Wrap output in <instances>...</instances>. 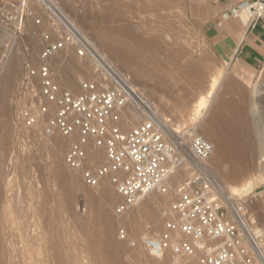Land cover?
Returning <instances> with one entry per match:
<instances>
[{"label":"rangeland","instance_id":"obj_1","mask_svg":"<svg viewBox=\"0 0 264 264\" xmlns=\"http://www.w3.org/2000/svg\"><path fill=\"white\" fill-rule=\"evenodd\" d=\"M60 1L134 83L147 91L171 125L179 122L178 129L195 125L213 142L215 151L208 162L223 188L232 191L230 197L248 202L257 229H264V151L261 136L253 130L258 122L264 132V65L221 56L203 29L205 10L212 1ZM43 29L28 22L17 32L0 11V264H201L196 256L170 253L158 258L130 243L162 230V208L173 194L155 196L118 214L120 199L111 184L90 187L80 172L66 164L68 139L49 135L41 126H26L23 112L35 109V102L34 85L25 80L43 47ZM63 51L75 61L64 69L57 66L66 72L60 79L57 70V78L62 86L79 90L91 70L76 54ZM52 63L58 64L54 59ZM257 85L262 88L259 93ZM199 101L201 108H197ZM216 112L224 121L214 117ZM210 117L220 121L212 123ZM130 119L126 126L136 124L134 116ZM205 122L218 128L213 129L215 136L204 133L201 124ZM218 124L229 126L226 132H232V137L237 131L230 150ZM181 173L179 182L190 170L186 167ZM130 213L136 217L135 227L125 220ZM122 228L128 239H121Z\"/></svg>","mask_w":264,"mask_h":264},{"label":"built area","instance_id":"obj_2","mask_svg":"<svg viewBox=\"0 0 264 264\" xmlns=\"http://www.w3.org/2000/svg\"><path fill=\"white\" fill-rule=\"evenodd\" d=\"M225 15L245 13L248 30L264 22V0H221ZM3 18L17 32L28 22L44 28L43 47L27 71L35 109L23 112L26 126L70 141L66 164L90 187L111 184L120 196L118 214L158 195H171L162 208L158 233L130 240L150 255L198 257L201 264H264V235L248 202L228 198L208 160L213 142L191 125L171 128L147 91L134 83L60 0H0ZM75 53L91 70L79 90L62 86L52 57ZM135 117V125L126 120ZM128 125V124H127ZM190 174L173 187L172 177ZM175 188V192H174ZM122 240L128 239L125 229Z\"/></svg>","mask_w":264,"mask_h":264},{"label":"crops","instance_id":"obj_3","mask_svg":"<svg viewBox=\"0 0 264 264\" xmlns=\"http://www.w3.org/2000/svg\"><path fill=\"white\" fill-rule=\"evenodd\" d=\"M205 10L203 21L206 35L212 38L218 52L227 59L240 58L250 61L256 67L264 65V22L248 30L245 13L242 16L226 14L230 3L211 0Z\"/></svg>","mask_w":264,"mask_h":264},{"label":"bare ground","instance_id":"obj_4","mask_svg":"<svg viewBox=\"0 0 264 264\" xmlns=\"http://www.w3.org/2000/svg\"><path fill=\"white\" fill-rule=\"evenodd\" d=\"M110 42H111V41H110ZM110 42H109V43H110ZM111 45H112V44H111ZM62 52H64V51H63V50H62V51H59V52L56 53V54L52 57V59H51L52 61H53V59H54V60L57 61V63H58L57 65L55 64V68H57V66H58V68H60V69H64L65 66H68V67H69L70 64L73 65L71 60H74V59H73L74 57L71 56V57H73V58H71L70 55H66L68 52H67L65 55H63ZM61 54H62V55H61ZM74 54H75V53H74ZM120 55H123V54H120ZM123 56H124V55H123ZM123 56H122V57H123ZM123 58H125V57H123ZM123 58H122V59H123ZM126 59H128V58H127V55H126ZM129 59H130V58H129ZM74 61H75V60H74ZM80 61H81V60H80ZM55 63H56V62H55ZM78 63H79V62H78ZM82 63H83V62H82ZM71 65H70V66H71ZM79 65H80V64H79ZM75 66H76V65H75ZM80 66H81V65H80ZM72 67H73V66H72ZM72 67H71V68H72ZM77 68H78V66H77ZM75 69H76V68H75ZM57 70H59V69H56V71H57ZM59 71H60V72H59ZM59 71H58L59 73H58V72H56V73H58V75L60 74V75H59V76H60V79L64 78V73H66V72H64V70H59ZM62 71H63L64 73H63ZM58 75H57V76H58ZM59 76H58V77H59ZM58 79H59V78H58ZM60 81H61V80H60ZM60 81H59V82H60ZM61 84H62V83H61ZM257 86H258V85H257ZM257 86H256V88H255V92H256V93H259V92L261 91L262 88H261V86H260V87H259V86L257 87ZM253 91H254V89H253ZM205 94H206V93H205ZM207 96H210V93L207 94ZM204 97H205V96H204ZM207 98H208V97H207ZM203 101H204V100H203ZM202 103H203V102H202ZM202 103H200V101H199V103L196 102V104H197V108H201L202 106H201L200 104H202ZM198 105H199V106H198ZM202 105H203V104H202ZM229 110H230V109H229ZM232 112H233V111H232ZM232 112H231L230 114L233 115ZM234 112H235V111H234ZM214 113H215V112H213L212 115H214ZM222 113H223V112H222ZM226 113H227V112H226ZM216 114H217V116L215 115L214 117H218L219 114H218L217 112H216ZM220 114H221V113H220ZM223 114H224V113H223ZM230 114H229V115H230ZM236 114H237V113H236ZM212 115H210V116H212ZM227 115H228V114H227ZM229 115H228V118H229ZM234 115H235V114H234ZM220 116L222 117V115H219V118L221 119ZM223 116H224V115H223ZM225 116H226V114H225ZM233 117H234V116H233ZM235 117H236V116H235ZM210 118H211L210 122H211L212 120L215 121V118H213V119H212V117H210ZM236 118H237V117H236ZM236 118H235V119H236ZM226 119H227V118H226ZM226 119H225V120H226ZM231 119H232V118H231ZM235 119H234V120H235ZM128 120H129V119H128ZM128 120H126V121H128ZM216 120H217V119H216ZM221 120L224 121L223 118H222ZM214 121H212V123L219 122L220 120H219V121H215V122H214ZM228 121H230V120L228 119ZM255 121H256V120H255ZM207 122L210 123L209 121H207ZM207 122H205L206 125H205L204 123L201 124V128L203 129L204 133L206 132L207 134H209V135L212 136V135L215 133V132H213V131H214L213 129H218V128L211 127V125H210L211 123L209 124V125H210V126H209V125L207 124ZM225 122H226V121H225ZM225 122H224V123H225ZM230 122L233 123L234 121L232 122V120H231ZM220 123H223V122H220ZM254 123H255V122H254ZM215 124H216V123H215ZM236 124H237V122H236ZM244 124H245V123L242 124V125H243L242 128L244 127ZM259 124H260V122H259ZM218 125H219V129H220V131H223V137L225 138L224 141H225V140L227 141L228 145H226V146H227V147L229 146V150H230L231 145L234 144V143L236 142L235 137H236V135H237V131L234 129L235 126H232V127H234V128H233V129H234V132L236 131V132H235L236 135H234L235 137H232V136H231V135H232V134H231L232 132H231V133H230V132H229V133L226 132V131H228L227 127H229V126L226 125L227 127H225V125L223 126V124H222V126H221L220 124H218ZM218 125H217V126H218ZM228 125H230V123H229ZM231 125H232V124H231ZM239 125L241 126V124H239ZM170 126H171V128H172V127H175V130H180V129H178V128L181 127L180 124H179V122L176 123V124L174 123V125H170ZM193 126H195V125H193ZM212 126H213V125H212ZM220 126H221V128H220ZM195 127H196V126H195ZM230 127H231V126H230ZM236 127H237V126H236ZM247 128H248V126H247ZM247 128H245V132H247ZM253 128H254L253 130L261 136V137H260V143H259V145H260L261 149L264 151V132H262L261 127H259V125H258V122L255 123V125L253 126ZM181 129H182V128H181ZM226 129H227V130H226ZM236 129H238V128H236ZM243 129H244V128H243ZM243 129H240V128H239L238 130L241 131V130H243ZM229 130H230V129H229ZM231 131H232V130H231ZM217 132H218V131H217ZM241 132H244V131H241ZM238 134H239V133H238ZM217 135L220 137L219 133H218ZM217 135H216V136H217ZM213 136H215V134H214ZM213 136H212V137H213ZM221 137H222V135H221ZM214 138H218V137H214ZM214 138H213V139H214ZM237 138H238V137H237ZM221 139H222V138H221ZM221 139H218V140H219L218 142H220ZM226 141H225V142H226ZM218 142H217V144H218ZM219 144H220V143H219ZM224 146H225V145H224ZM224 146H223V147H224ZM227 147H226V148H227ZM214 149H215V148H214ZM214 151H215V150H214ZM223 153L225 154V152H223ZM227 153H228V152H227ZM227 153H226V154H227ZM229 153H230V152H229ZM219 154H220V153H219ZM219 154H218V155H219ZM220 155H222V154H220ZM220 155H219V159H220ZM227 156H228V154H227ZM223 157H224V156H223ZM221 159H222V158H221ZM221 159H220V160H221ZM214 160H215V159H214ZM217 162H218V161H217ZM218 163H219V162H218ZM213 168H214V167H213ZM78 172H79V171H78ZM180 174H182L181 171H179L178 173H176V174L173 175V177H172L173 187L177 185V184L175 183V181H176V182H177V181L179 182L178 179H180ZM73 175H74V174H73ZM73 175H71L70 177L74 178ZM244 175H245V174H244ZM245 187H246V186H245ZM113 188H114V187H113ZM236 188H237V187H235V189H236ZM241 190H242V189H241ZM223 191H224L225 195H226L228 198H232V197H233V195H232V197H230V194L232 193V191H231V193H230L229 191H226L225 187L223 188ZM233 191H234V190H233ZM115 194H117V196H118L119 199H120V196L118 195V193L116 192ZM232 194H233V193H232ZM116 198H117V197H116ZM147 200H148V199H147ZM141 203H142V202H141ZM141 203H140V202L137 203V206L139 207V204L141 205ZM142 206H143V205H142ZM139 209H140V208H139ZM140 210L144 211V210H143V207H142V209H140ZM137 211H139V210H137ZM129 212H130V211H129ZM129 212H128V213H129ZM132 212H133V211H132ZM139 212H140V211H139ZM140 213H141V212H140ZM137 214H138V213H137ZM154 214H155V212H154ZM138 215H140V214H138ZM157 217H158V216H157ZM153 218H154V217H153ZM153 218H152V219H153ZM159 219H160V218H159ZM162 219H163V218H162ZM125 220H127L128 222H131L132 226H134V225L137 224V222H136V221H137V220H136V217L134 218V217L131 215V213H130V214H127V215L125 216ZM154 223H155V221H154ZM154 225H155V224H154ZM150 226H153L152 222H151V225H150ZM134 227H135V226H134ZM156 229H157V227H156ZM256 232H257L258 234H263V235H264V229H261V228H260V230H259V227H258V229H257ZM111 241H112V240H111ZM117 243H118V242H117ZM122 243H123V242H122ZM114 244H115V243H114ZM118 245H120V244H118ZM115 246H116V245H115ZM121 246H122V245H121ZM123 246H124V245H123ZM113 247H114V245H113ZM116 247H117V246H116ZM114 248H115V247H114ZM118 249H119V247H118ZM118 260H119V259H118ZM120 260H121V259H120Z\"/></svg>","mask_w":264,"mask_h":264}]
</instances>
